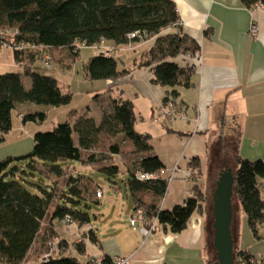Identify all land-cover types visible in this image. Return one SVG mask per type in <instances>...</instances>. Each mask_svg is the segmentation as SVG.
<instances>
[{"label":"trees","instance_id":"obj_1","mask_svg":"<svg viewBox=\"0 0 264 264\" xmlns=\"http://www.w3.org/2000/svg\"><path fill=\"white\" fill-rule=\"evenodd\" d=\"M241 2L249 8L264 7V0ZM181 28L174 0H0V49L11 45L23 47L14 52V57L24 70L0 75V135L7 136L13 130L14 111H20L23 104H34L35 108L20 111L22 122H34L39 127L51 108L72 104L73 91L63 87L54 75L44 74L37 66L39 61L51 56L49 63L69 72L80 58L83 46H136L141 40L129 38L136 32L155 40L144 50L136 69L153 66V83L168 88L164 103L176 108L172 101L181 96L180 89L193 87L196 71L193 65L180 66L171 59L201 52L198 42ZM169 29L177 32L165 33ZM83 65V76L91 83L116 81L134 70H122L113 53L92 56ZM24 76L29 78L30 85L24 83ZM110 92L103 98L100 94L95 96L100 117L91 115L89 106L81 113L73 110L69 119L53 130L35 132L34 147L29 153L0 160V264H82L64 254L70 243L59 227L67 217L71 226L92 222L90 203L103 190L94 181L101 175L115 191L126 189L135 211L143 210L149 223L156 219L165 230L175 234L187 230L192 214L206 198L199 182L201 160L196 157L189 161V169L198 171L192 176V196L183 205L163 211L161 203L170 185L169 175H160L165 163L156 154H149L150 136L135 129L138 118L132 101L114 98ZM102 136L115 142L108 156L96 152ZM128 143L132 149L122 158ZM112 159L114 162H108ZM75 163L92 167L93 174L79 173L73 167ZM237 169L234 191L247 214L252 235L262 240L264 160L239 158ZM142 173H158L159 177L141 180ZM56 236L60 237L59 252L45 260L49 243ZM87 239L99 242L93 229ZM75 249L86 254V243L78 242ZM236 258L238 264H262L247 251H239ZM104 263L113 264L109 257H105Z\"/></svg>","mask_w":264,"mask_h":264},{"label":"crops","instance_id":"obj_2","mask_svg":"<svg viewBox=\"0 0 264 264\" xmlns=\"http://www.w3.org/2000/svg\"><path fill=\"white\" fill-rule=\"evenodd\" d=\"M174 2L182 32L194 38L201 49L200 57L181 55L171 59L180 66L193 65L196 71L193 87L180 89L181 96L172 101L177 113L163 116L170 110L164 103L168 88L153 83V66L135 67L144 50L155 40L137 44L134 50L115 48L113 55L118 57L120 68L134 70L119 80H105L108 88L105 91L96 88L91 92L103 98L112 90L114 98L132 101L138 118L135 129L150 136L152 152L149 154L159 156L165 163L166 175L173 178L161 203L163 211L183 205L192 196V178H187V169L189 161L196 157L202 163L199 182L206 193L205 201L199 203L184 232L175 234L170 229L165 230L155 219L151 222L153 230L143 236L139 229L131 226L130 220L136 211L133 205L130 207L131 197L127 191L126 205L125 197L119 194L121 190L115 191L112 187L110 193L104 190L99 198L94 195L93 202L100 208L96 218L99 225L92 220L89 225H72L67 230L63 224L59 227L63 238L70 243L64 254L77 258L82 264H89L94 257L101 256L129 257L131 264H210L212 261L218 264L213 244V217L220 173L228 170L235 173L239 158L264 160V7L249 8L241 0ZM253 25L258 27L257 36L251 34ZM175 31L169 29L165 33ZM105 45L114 48L112 44ZM116 89L120 91L115 93ZM94 103L97 106V101ZM73 107L74 100L71 105L57 109L56 120L63 121L65 116L68 120L73 110L84 112ZM30 108L34 109L35 105L26 103L20 106V111ZM20 111H14L20 122H12L13 130L7 136L0 135V160L27 154L34 147L35 132L27 129ZM97 112L101 113L99 109ZM84 168L93 169L87 165ZM232 202L234 249L247 251L264 264V238L257 240L252 235L236 192ZM141 225L138 223L137 227ZM89 229L96 231L98 243L87 239ZM262 234L264 236V227ZM81 241L86 243V254L77 253L75 249V244ZM71 251L76 256L69 254Z\"/></svg>","mask_w":264,"mask_h":264},{"label":"rangeland","instance_id":"obj_3","mask_svg":"<svg viewBox=\"0 0 264 264\" xmlns=\"http://www.w3.org/2000/svg\"><path fill=\"white\" fill-rule=\"evenodd\" d=\"M125 47L130 48V50H134V48H135L134 45H128V46H125ZM114 49H115V47L114 48L107 47V45H105V43H103V46H100L99 49L96 48V47H92L91 48V47L83 46L82 49H81L80 58L74 63V68L69 73H67V72L65 73L64 71L61 70V67H59L57 65L54 66L53 64L49 63L50 62V58L49 57H51V56H46L45 60L39 61L37 63V66L41 67L43 69L42 72L44 74H47V75L52 74V75H54L55 77H57L60 80V82L63 85V87H65L67 89H71V91H73V93H74V96H73L74 107L73 108H80V110L86 111L87 110L86 107L89 106V108L92 111L91 115H93L94 117L95 116L98 117L99 116L98 112H97L98 109H97V106L94 103V101H96L94 97L98 93L91 92V91L96 89V88H102V89L104 88V91H105V89L107 88L105 86V82L106 81L105 80L104 81H93V83H91V82H88L87 80H85V77L83 76V67H84L83 64L85 62H87L89 59H91L92 56L98 55L99 51H100V53H102V50H109V51H111V53H113ZM15 51H17V49L15 48V46H12V45L11 46H4L2 49H0V75L1 74H5L7 72H14V73L21 72V73H23V71H24L23 68H21V66L16 62V59L14 57V52ZM199 53L201 55V52H199ZM196 54L194 55L195 57H196ZM126 56H124L123 58L125 59ZM45 68H47V69L50 68V70L47 71ZM23 79H24V83L26 85L30 81L29 78H25V76H24ZM119 91L120 90L116 89L115 93L119 92ZM25 110H27V109H25ZM56 111H58V110L55 109V108H51L50 111H49L48 118H47V120L45 121L44 124H42L39 127L34 122H29L27 124V126H26L27 129L30 130L32 133L33 132H37V131L47 132V131L53 130L56 126H58V124H60V122L62 123V121H57L56 120V118H57L56 115H55ZM22 118H23V116H22ZM62 119H64L63 121H65L67 118L65 116ZM62 119H60V120H62ZM13 122H20L16 112L14 113ZM34 130H37V131H34ZM99 142L100 143L96 146V152L103 153L104 155L108 156L110 154L109 148L115 142L109 136H102L100 138ZM129 145H130V143H128L125 146V148H123V152L124 153L122 155V158H124V155H126V154H128L130 152L131 149L129 150ZM108 162H110V163L114 162V159L109 160ZM73 167L74 168L77 167L78 168V172L83 174V175L93 174L87 168H84V166L81 165V164H76L75 163ZM216 175H217V173L215 174V176ZM94 182H95L96 186H100L106 192L110 193L112 191L110 183L105 179L104 176L101 175L100 177L95 178ZM119 194L120 195L122 194V196L125 197V205H126L127 199H128V196H127V193H126V189L123 188V190H121L119 192ZM103 202H104V200H103ZM131 205H132V202H131V199H130V207H131ZM89 212H90V215H91V220H93L94 224L95 225H99V222H98L99 220L96 219L98 217V215H99V212H100L99 206L96 203L91 202L90 203ZM214 219H215V216L213 217V222H214ZM212 253H214L213 255L215 256L214 248L212 249ZM234 253H235V256L238 254L237 247L234 249ZM69 254H71L72 256H76V253L72 252V251L69 252ZM237 260L238 259L236 258V264H238ZM212 262H214V261H212Z\"/></svg>","mask_w":264,"mask_h":264},{"label":"water","instance_id":"obj_4","mask_svg":"<svg viewBox=\"0 0 264 264\" xmlns=\"http://www.w3.org/2000/svg\"><path fill=\"white\" fill-rule=\"evenodd\" d=\"M234 172L232 170L220 173L214 195L213 244L216 249L218 264H236L234 239L231 234L233 218Z\"/></svg>","mask_w":264,"mask_h":264},{"label":"built area","instance_id":"obj_5","mask_svg":"<svg viewBox=\"0 0 264 264\" xmlns=\"http://www.w3.org/2000/svg\"><path fill=\"white\" fill-rule=\"evenodd\" d=\"M14 32L12 31L11 35L14 36ZM257 32H258V27H256L255 25H253L251 27V34L254 36H257ZM136 37H138L139 40H141V43H146L148 41L147 35L143 34L141 32H136L133 34L129 35V38L132 39H136ZM11 43L14 44V38L11 39ZM15 48L17 50L22 49L23 47H19L17 45H14ZM100 48V47H99ZM102 53H107V54H111V51L109 50H102ZM196 57H200V53L198 52L196 54ZM48 66V65H47ZM170 110L166 113L163 114V116L165 117H169L172 115V113H177V110L175 108L174 105H171ZM177 170L174 171V176L177 173ZM161 174L160 175H165L166 171L165 169L160 171ZM196 172L191 171L190 169H187V178L191 179L192 176L195 174ZM140 179H145V180H151L154 178L159 177V174L157 173H153V174H148V173H142L139 175ZM171 180L173 179L172 177L170 178ZM104 194V191L102 189H100L97 193V197H101ZM131 226L134 227L135 229H139L141 231V233L144 235H148L150 234V232L153 230V224L151 225V223H149L148 221H146L145 217H144V212L143 210H137L135 212V215L133 216V218L130 220ZM138 223H142V225L140 227H137ZM71 220H69V217L66 218V220H64L63 226L64 229L67 230L68 228L71 227ZM60 241V237L56 236V238L53 239V241H51L50 244V249L46 252V256H45V260L55 257L57 256V253L59 252V246H58V242ZM105 262V257L101 256V257H94L90 264H106ZM112 263L113 264H131V259L129 257H125V256H115L112 258Z\"/></svg>","mask_w":264,"mask_h":264}]
</instances>
